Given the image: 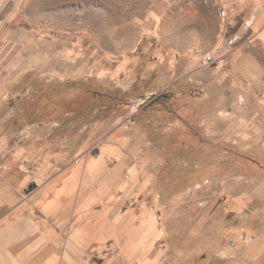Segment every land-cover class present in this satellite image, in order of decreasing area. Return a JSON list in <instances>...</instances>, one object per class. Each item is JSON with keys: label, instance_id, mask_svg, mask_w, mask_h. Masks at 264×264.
Masks as SVG:
<instances>
[{"label": "rangeland", "instance_id": "obj_1", "mask_svg": "<svg viewBox=\"0 0 264 264\" xmlns=\"http://www.w3.org/2000/svg\"><path fill=\"white\" fill-rule=\"evenodd\" d=\"M219 3L0 0V91L8 101L2 110L35 117L43 127L62 126L68 118L75 132L87 129L96 138L116 126L129 131L139 98L150 96L142 115L185 133L186 145L204 148L168 152L181 155L185 174L195 164L202 172L198 187L175 204L194 222L207 217L194 229L198 238L182 242L181 264H264V77H253L251 100L241 107L237 97L244 92L240 83L235 91L230 87L228 59L200 67L207 52L226 55L217 52L228 38ZM243 120L246 129H236ZM230 126L235 136L247 130L256 141L232 140ZM170 164L165 175L177 177L179 163ZM216 225L218 231L244 232L224 236L219 244L230 255L221 251L214 259L206 234ZM257 245L262 249L256 257L243 255Z\"/></svg>", "mask_w": 264, "mask_h": 264}, {"label": "crops", "instance_id": "obj_2", "mask_svg": "<svg viewBox=\"0 0 264 264\" xmlns=\"http://www.w3.org/2000/svg\"><path fill=\"white\" fill-rule=\"evenodd\" d=\"M219 2L228 35L220 47L229 49L219 60L231 62L230 87L235 91L240 83V95L251 100L253 77H264V0ZM7 106L0 91V264H181L182 242L198 238L201 232L195 230L207 217L194 222L175 204L198 187L202 172L195 164L185 174L181 155L168 152L204 150L200 143L186 145L185 133L150 121L142 115L145 107L132 111L129 131L116 126L94 138L87 129L75 132L68 118L62 126L43 127L30 115L4 114ZM244 124L236 129H246ZM236 138L249 145L256 141L247 130ZM171 162L179 163L177 177L165 175ZM210 232L208 248L217 259L221 251L230 255L219 244L223 237L244 231H218L216 225ZM261 249L257 245L243 255L256 257Z\"/></svg>", "mask_w": 264, "mask_h": 264}, {"label": "built area", "instance_id": "obj_3", "mask_svg": "<svg viewBox=\"0 0 264 264\" xmlns=\"http://www.w3.org/2000/svg\"><path fill=\"white\" fill-rule=\"evenodd\" d=\"M221 14V17H225L226 16V12L225 11H221L220 12ZM220 49H222V51L228 53L229 52V49L228 48H224V47H220ZM218 52V51H217ZM220 57H217V53H212V52H207L205 53L201 59H200V67L201 68H208L212 65H214L218 60H219ZM247 98L244 96V95H238L237 97V103L239 106L241 107H244L246 106L247 104ZM241 240L242 241H246V236H242L241 237ZM158 248H161V245H158ZM116 258L117 259H120L121 258V255L119 253L116 254Z\"/></svg>", "mask_w": 264, "mask_h": 264}, {"label": "water", "instance_id": "obj_4", "mask_svg": "<svg viewBox=\"0 0 264 264\" xmlns=\"http://www.w3.org/2000/svg\"><path fill=\"white\" fill-rule=\"evenodd\" d=\"M151 97L150 96H144L142 98H139L138 102V108L141 109L142 107H144L148 102H150Z\"/></svg>", "mask_w": 264, "mask_h": 264}]
</instances>
